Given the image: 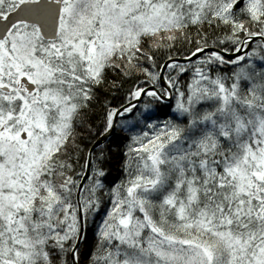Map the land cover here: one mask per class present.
Returning <instances> with one entry per match:
<instances>
[{
  "label": "snow or ice",
  "instance_id": "obj_1",
  "mask_svg": "<svg viewBox=\"0 0 264 264\" xmlns=\"http://www.w3.org/2000/svg\"><path fill=\"white\" fill-rule=\"evenodd\" d=\"M0 264H264V0H0Z\"/></svg>",
  "mask_w": 264,
  "mask_h": 264
}]
</instances>
